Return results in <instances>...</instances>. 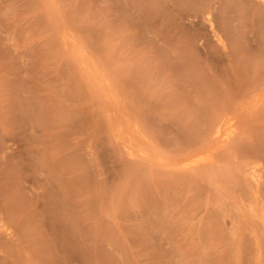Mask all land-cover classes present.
I'll list each match as a JSON object with an SVG mask.
<instances>
[{"label": "rangeland", "instance_id": "rangeland-1", "mask_svg": "<svg viewBox=\"0 0 264 264\" xmlns=\"http://www.w3.org/2000/svg\"><path fill=\"white\" fill-rule=\"evenodd\" d=\"M263 77L264 0H0V264H264Z\"/></svg>", "mask_w": 264, "mask_h": 264}, {"label": "bare ground", "instance_id": "bare-ground-1", "mask_svg": "<svg viewBox=\"0 0 264 264\" xmlns=\"http://www.w3.org/2000/svg\"><path fill=\"white\" fill-rule=\"evenodd\" d=\"M139 71L142 73V75H138V74H139ZM139 71H138V74H137V73H136V74L139 76V77H138V76H137V77H138L139 79H141V78H143V77L145 76V74H144V71H143V70H139ZM145 73H146V72H145ZM143 74H144V76H143ZM146 75H147V74H146ZM141 76H143V77H141ZM140 77H141V78H140ZM263 79H264V77H263ZM206 88H208V86L205 87V90H208V89H206ZM215 89H216V88H215ZM215 89H214V91H215ZM201 90H202V89H201ZM172 91H173V90H172ZM217 91H218V92H219V91L221 92L222 90H218V89H217ZM217 91H215V92L217 93ZM178 92H179V91H178ZM215 92L211 91V93H213V94L210 93L209 98H208V97H206V98H208L209 100H210V98H211V100H212V97L214 96ZM222 92L226 94V92H224V91H222ZM222 92H221V94H219V95H222V97L219 96L218 94H215V95H218V98H217L216 96H214V97H216L217 99H219L220 97L224 99V96H223ZM172 93H173V92H172ZM175 93H177V92L174 90V94H175ZM180 93H181V92H179L178 94H180ZM174 94H173L172 97L176 96V95H174ZM225 94H224V95H225ZM179 96H180V95H179ZM179 96H178V97H179ZM210 96H212V97H210ZM225 96L228 97L227 94H226ZM175 98H176V97H175ZM204 98H205V96H204ZM221 98H220V99H221ZM208 99H206L207 102H210V101H208ZM214 99H215V98H214ZM214 99H213V101L210 102V105H209V106H211V107H209V106L207 107L208 110H210L209 112H208V110H207V111L205 110L206 107L204 108V110H205V112H206L205 115H206L207 117H209V115L214 111V110H213V111H211V110L214 109V106H215V105H217V104H215V103H216L217 101H218V103L221 102L220 99H219V100H216V101H215ZM223 99H222V100H223ZM227 99H229V98H227ZM203 100H204V99H202L200 102H202ZM206 100H204V101H205L204 103H205V105L207 106ZM229 100H231V101L233 100V101H234V99H229ZM229 100H226V101L224 100V102H225L224 104H225V105H226V102L228 101V105H226V106L223 104V102L221 103L220 106L222 107V105H224V106H225V107L223 106L224 108H221V107L219 106V108H221V109H220L221 112L219 111V112H218L219 114L216 115L217 117H215L214 119L212 118V119H213V121L211 122V123H212V126H209V124L207 125L208 128H210L211 130L209 129V131H207V130H208V129H207L206 131H207V132H210V133H206V134H209L208 136H211V137L213 136V138H210V137H209V139H208V138H205V137H206V135H205V131H204V130H201V131H200V126L198 125L199 122H198V124H197V123H196L197 121H195V123H196L197 125H196L195 123H193V126L195 125V127H196V126L198 127V129H197L196 131L199 130L198 132L200 133V136H204V135H205V136H204V139H206L207 142H208V140H210V139H212V140L215 139L216 141L219 140V142H220V141L223 142L222 146H224V145L227 146V145H226V142L232 140V138H233V139L235 138V135L237 134V132H238V130H239V127H238V125L235 123V122H237L238 120H237V121H234V120H236V118H237L236 115H237V113H239L238 111H240V107H239L237 104H235V102H234L235 105L232 104V103H231V105H230L229 102H231V101H229ZM219 101H220V102H219ZM212 102H213V104H212ZM214 102H215V103H214ZM200 104H201V103H200ZM200 104H199V105H200ZM202 104H203V102H202ZM214 104H215V105H214ZM199 105H198V107H199ZM205 105L203 104V107H204ZM200 107H201V106H200ZM212 107H213V108H212ZM195 108H197V107H195ZM195 108H192V109L194 110ZM201 108H202V107H201ZM201 108H199L198 110L200 111ZM211 108H212V109H211ZM216 108H217V106H216ZM216 108H215V111H214L215 114H216V112L219 110V109L216 110ZM202 110H203V108H202ZM195 111H197V109H195ZM195 111H194V112H195ZM192 112H193V111H192ZM194 112H193V113H194ZM197 112H198V111H197ZM200 112H201V111H200ZM200 112H199V113H200ZM203 112H204V111H203ZM205 112H204V113H205ZM199 113H198V114H197V113H194L193 115H194V116H195L196 114L199 115ZM208 113H209V115H207ZM201 114H203V113L201 112ZM215 114L212 113L211 116L213 117V115L215 116ZM203 115H204V114H203ZM239 115H242V114H238V116H239ZM194 116H193V119H194ZM199 117L201 118V115H199V116H197V117L195 116V119L197 118L196 120H200V119H198ZM235 117H236V118H235ZM239 117H240V116H239ZM209 118H210V117H209ZM210 119H211V118H210ZM212 119H211V120H212ZM237 119H238V118H237ZM208 121H210V120H208ZM233 122H234V123H233ZM237 123H238V122H237ZM234 124H236V125H234ZM210 125H211V124H210ZM193 126H192V127H193ZM194 129H195V128H194ZM194 129H193V130H194ZM203 131H204V133H203ZM194 132H195V130H194ZM199 133H198V134H199ZM238 134H239V133H238ZM238 134H237V135H238ZM208 136H207V137H208ZM212 140H211L210 143H213ZM213 141H214V140H213ZM205 142H206V141H205ZM214 142H215V141H214ZM231 142H232V141H231ZM224 143H225V144H224ZM228 143H229V142H228ZM228 143H227V144H228ZM205 144H208V143H205ZM208 145H209V144H208ZM208 145H207V147H208ZM242 145H243V144L241 143V146H239V147H242ZM245 145H246V144L243 145V148H242V149L245 150L246 147H247L249 150L251 149V148H249L247 145H246V147H244ZM209 146H210V145H209ZM211 146H212V145H211ZM211 146H210V147H211ZM205 147H206V146H205ZM247 148H246V149H247ZM240 149H241V148H240ZM244 150H242V151L244 152ZM251 151H252V149L250 150V152H247V150H246V152H247L248 154L250 153V155H251V154L253 155L254 152L252 151V153H251ZM246 152H244V153L247 154ZM252 155H251V156H252ZM247 156H248V158H251V159L253 158V156H252V157L249 156V155H247ZM213 157H214V155L211 154V155L209 156L208 159L213 160ZM255 160H257V159H254V161H255ZM198 162H199V160L191 161V162H188L187 165H188V166H192L193 164H196V163H198ZM258 164H259V162L256 163L255 166H253V168H254V171H253V172H254V173L256 172V170H258V166H259ZM259 167H260V166H259Z\"/></svg>", "mask_w": 264, "mask_h": 264}]
</instances>
